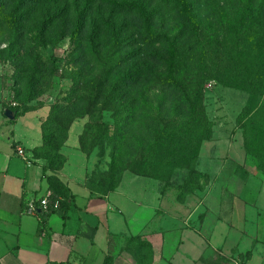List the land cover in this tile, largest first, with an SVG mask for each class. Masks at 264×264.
<instances>
[{"label":"trees","instance_id":"1","mask_svg":"<svg viewBox=\"0 0 264 264\" xmlns=\"http://www.w3.org/2000/svg\"><path fill=\"white\" fill-rule=\"evenodd\" d=\"M40 3L60 6L55 14L42 12L40 39L46 26L70 14L75 40L84 38L99 49L104 35L106 61L94 90L98 94L107 88L104 105L120 116L113 135L111 122L96 125L119 143H136L146 155L145 166L153 160L162 169L199 174L200 149L212 134L206 84L215 74L223 85L249 93L238 124L246 151L264 169V0H214L201 13L196 0H0V35L25 30ZM95 6L100 11L96 17ZM8 108L14 123L22 107ZM72 200L67 195L57 209L65 219ZM50 212L37 207L43 228Z\"/></svg>","mask_w":264,"mask_h":264},{"label":"crops","instance_id":"2","mask_svg":"<svg viewBox=\"0 0 264 264\" xmlns=\"http://www.w3.org/2000/svg\"><path fill=\"white\" fill-rule=\"evenodd\" d=\"M1 72L0 264H264V186L216 173L213 180L232 179L224 197L209 188L203 199L196 191L173 202L156 179L130 173L110 193L93 192L83 172L54 171L33 156L24 122L5 114ZM51 194L73 195L72 208L66 219L51 211L43 228L26 206Z\"/></svg>","mask_w":264,"mask_h":264},{"label":"rangeland","instance_id":"3","mask_svg":"<svg viewBox=\"0 0 264 264\" xmlns=\"http://www.w3.org/2000/svg\"><path fill=\"white\" fill-rule=\"evenodd\" d=\"M196 1L200 13L209 11L214 2ZM217 1L227 3V0ZM59 9L60 6L40 3L36 18L25 30L17 28L0 35L1 77L9 85L8 102L22 107L19 117L31 135L29 149L34 157L46 161L54 171L67 167L83 172L86 183H91L96 193L103 194L113 191L130 173L152 175L173 202H182L196 191L203 199L209 188L217 197H224L222 190L231 187L232 179L213 180L216 173L244 178L236 181L248 184L246 187L264 186V169L256 157L246 151L243 131L238 124L249 93L223 85L215 74L206 84L205 105L212 134L200 149L196 166L199 174L191 175L180 167L162 169L161 164L155 165L153 160L145 166L146 155H141L136 143H119L103 133L102 126L96 124L111 122L109 133L113 135V123L120 116L113 115L104 105L107 88L98 94L94 90L106 61L104 35L99 49L84 38L75 40L73 14H70L60 18L54 26H46V36L40 39L38 27L44 19L42 12L55 14ZM92 13L96 17L100 11L95 6ZM169 16L165 22L168 26ZM231 200L227 201L228 206Z\"/></svg>","mask_w":264,"mask_h":264},{"label":"built area","instance_id":"4","mask_svg":"<svg viewBox=\"0 0 264 264\" xmlns=\"http://www.w3.org/2000/svg\"><path fill=\"white\" fill-rule=\"evenodd\" d=\"M12 105H16V103L12 102ZM17 153L25 160H29V157L23 148H18ZM60 201H61L60 198L51 199L49 195H46L40 198L39 200L32 199L27 202L26 211L29 213L36 214L37 207H42L48 211H56L60 207ZM233 264H244V263H242L240 260L235 259L233 261Z\"/></svg>","mask_w":264,"mask_h":264},{"label":"water","instance_id":"5","mask_svg":"<svg viewBox=\"0 0 264 264\" xmlns=\"http://www.w3.org/2000/svg\"><path fill=\"white\" fill-rule=\"evenodd\" d=\"M5 114L9 119H14V117H15L14 111L12 109H9V108L6 109Z\"/></svg>","mask_w":264,"mask_h":264}]
</instances>
